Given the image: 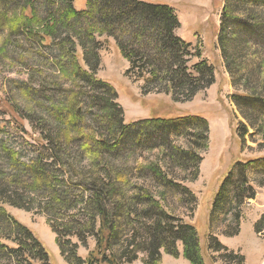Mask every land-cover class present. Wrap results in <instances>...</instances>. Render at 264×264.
Wrapping results in <instances>:
<instances>
[{
    "label": "trees",
    "instance_id": "1",
    "mask_svg": "<svg viewBox=\"0 0 264 264\" xmlns=\"http://www.w3.org/2000/svg\"><path fill=\"white\" fill-rule=\"evenodd\" d=\"M36 1L0 0V34L4 33L6 37L22 35L26 40H35L56 61L67 58V72L72 81L56 108L65 123L57 142L41 145L30 156L22 158L16 147L4 149L6 145L0 140V157L8 158L6 165H0V264H50L44 245L31 230L6 212L5 205L26 211L39 207L47 215V224L55 234L56 244L67 264H113L116 258L111 251L112 242L121 224L130 227L132 239L142 232L143 242L137 244V248L146 246L148 250L143 264H161V249L178 258L176 242L182 244L184 258L191 264H201L194 227L186 224L185 228L173 230L167 226V216L160 201H155L150 194L142 201L140 217L150 218L152 222L139 223L131 203L135 197L128 198L123 193L121 172L104 162L106 154L121 152L132 139L134 148H140L147 143L143 138L163 134L158 139L165 148L164 138L167 139L170 130L189 121L147 119L125 125L122 110L115 101V90L95 75L99 64L96 37L105 35L114 39L120 55L128 63L125 76L142 81L145 88L160 85L161 92L171 95L176 102L187 101L199 90L211 86L214 83L213 68L201 58L199 49L175 35L179 22L174 10L167 5L143 0H87L86 9L77 11L74 0H42L44 12L41 15L35 9ZM257 4L259 0H225L218 38L229 71L231 64L235 65L234 59L246 52L245 46L261 44L264 39H252L260 28L248 18L239 19L236 22L239 27H235L232 12L234 8L252 12ZM260 56L257 54L258 59L246 60L245 64H256L257 60L261 68L264 58ZM75 77L88 86L86 95L76 93ZM260 79H264V73L260 74ZM84 96L96 106L95 118L99 123L95 126H87L83 121ZM233 100L248 127L261 134L264 140V97L235 96ZM250 108L255 110L252 114L247 112ZM191 121L197 122L200 132L193 135L191 144L206 149V122L197 117ZM256 122L260 124L256 125ZM97 126H104V130L100 131ZM248 127L238 124L241 142H244ZM73 135L72 140L64 138ZM72 142L77 143L72 145ZM191 144H188L190 149L173 151L172 159L193 161V177L196 178L202 159L195 154ZM259 167L264 168V159L241 164L238 168V180L232 189L233 200L239 205L255 197L246 173ZM53 170L62 181H67L61 190L55 185ZM144 171H150L157 184L171 185L162 164H147ZM245 185L249 192L242 197ZM263 220L264 214L255 224L257 234L264 231ZM134 222L139 223L136 229ZM86 232L97 237L100 258L95 259L89 254L82 259L77 255V244L72 243L71 238L84 244ZM130 246L132 244L127 245ZM106 250L111 251L109 257L104 255Z\"/></svg>",
    "mask_w": 264,
    "mask_h": 264
},
{
    "label": "rangeland",
    "instance_id": "2",
    "mask_svg": "<svg viewBox=\"0 0 264 264\" xmlns=\"http://www.w3.org/2000/svg\"><path fill=\"white\" fill-rule=\"evenodd\" d=\"M143 1L167 5L174 10L179 22L175 35L191 47L199 49L201 58L213 68L214 83L199 90L191 99L176 102L171 95L161 92L160 85L145 88L142 81H134L125 76L128 63L120 55L114 39L105 35L96 37L99 43V64L95 75L115 90V101L122 110L125 125L147 119L189 121L183 122L174 131L170 130L167 141L164 138L167 144L165 148L158 139L163 134L143 138L147 143L140 148H134L132 139L121 152L106 154L104 162L121 172L123 193L128 198L135 197L131 203L139 223L152 222L150 218L140 217L142 201L146 194H150L155 201H160L167 216V226L173 230L185 228L186 224L194 227L201 264H264V231L257 234L254 230L255 224L264 214V168L248 170L246 173L255 192L253 199L239 205L233 200L232 189L238 180L237 171L241 164L264 159V140L261 134H256L248 127L249 124L233 100L235 96L264 97V79H260L264 65L260 68L257 60L256 64L248 63L250 67L245 64L246 60L258 59L257 54L264 58V0H259V5L252 12L241 8H234L232 12L235 27H239L236 24L239 19L248 18L260 28V32L252 39L263 40L261 44L251 45L252 48L245 46L246 52L243 51L240 56L242 59H234L235 65L231 64L230 71L218 38L225 0ZM73 5L77 11L85 10L87 0H74ZM35 9L42 15L44 2L37 0ZM39 46L35 40H26L22 35L6 37L4 33L0 34V140L6 145L4 149L16 147L22 158L41 145L57 142L61 138L59 132L65 123L60 117L61 112L57 113L60 110L56 108L72 81L67 72L68 59L56 61L50 52ZM83 68L87 70L85 65ZM74 79L78 86L75 88L76 93L86 95V83L77 77ZM88 109L91 111L87 112ZM254 111L250 108L247 112L252 114ZM95 112L96 106L84 96L82 115L87 126L99 123ZM194 117L203 119L207 124V147L203 150L190 142L194 139L193 135L200 133L197 122L191 121ZM239 123L248 127L244 142L240 141L237 134ZM259 124L256 122V125ZM97 128L104 130V126ZM74 137L64 138L72 140ZM76 143L72 142V145ZM189 143L195 154L202 159L196 178L193 177V161L172 159L173 151L190 149ZM7 161L8 158L0 157V165H6ZM150 163L163 165L166 178L172 181L171 185L163 187L157 184L150 171H144ZM53 176L57 189H63L67 181H62L56 170H53ZM247 186L241 191L242 197L248 195ZM4 208L44 245L50 264H67L56 244L55 234L47 224V215L39 207H34L32 211L7 205ZM139 223H133L134 229L139 227ZM261 226L264 228V220ZM131 235L130 227L124 224L119 226L111 248L116 258L113 264H143L148 250L146 246L137 248V244L143 242L142 232L139 231L135 239ZM85 236L87 239L84 244L71 238V242L77 244V255L82 259L89 254L95 259L100 258L96 248L97 237L90 236L88 232ZM129 244L132 246L128 248ZM175 247L179 253L178 258L160 250L161 264H191L183 256L182 244L176 242ZM111 251L106 250L104 255L109 257ZM134 257V261L127 262Z\"/></svg>",
    "mask_w": 264,
    "mask_h": 264
}]
</instances>
